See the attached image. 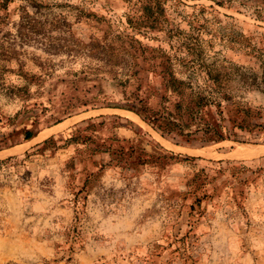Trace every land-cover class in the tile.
Listing matches in <instances>:
<instances>
[{
    "label": "rangeland",
    "instance_id": "obj_1",
    "mask_svg": "<svg viewBox=\"0 0 264 264\" xmlns=\"http://www.w3.org/2000/svg\"><path fill=\"white\" fill-rule=\"evenodd\" d=\"M163 7L153 28L138 0L0 10V264H264V14ZM166 70L227 97L208 110L229 139L161 136L128 109H172ZM237 106L263 128H233Z\"/></svg>",
    "mask_w": 264,
    "mask_h": 264
},
{
    "label": "trees",
    "instance_id": "obj_2",
    "mask_svg": "<svg viewBox=\"0 0 264 264\" xmlns=\"http://www.w3.org/2000/svg\"><path fill=\"white\" fill-rule=\"evenodd\" d=\"M7 1L8 0H0V10L6 7ZM211 1L219 6H227L228 8L251 9L258 17L264 14V0ZM138 2L144 14L143 16L146 18L148 27L153 28L158 26L160 23V16L164 11V0H138ZM2 18L4 17L0 16V19ZM166 62V69H169L170 63L168 62V58ZM163 74L166 86L177 96V100H174L172 109L151 110L143 104L142 99L129 104L128 109L134 111L144 122L150 124L161 136H168L173 139L178 138L186 143L194 141L220 142L229 139L230 136L233 135L221 122L225 118L223 116L219 119L214 118L209 114L208 110V107L213 103H215V106L221 108V99H227L226 96V98H218V96L212 94L213 92H211V94H205L201 89L194 90L188 83L176 77L171 70L169 72L166 70ZM206 77V80L216 88L218 93L219 87L223 84L218 74L206 72ZM226 107L227 106H224L223 109L220 110L221 115H223V110ZM204 109L207 110L208 113L204 111ZM204 112L208 115L205 116ZM236 114H238V117L229 116L227 118L233 128L247 131L263 128V124L253 120L254 117H259L261 115L259 110H252L251 107L242 108L237 106ZM33 136V133L27 130L24 134V140H29ZM170 155L174 156L172 152H170Z\"/></svg>",
    "mask_w": 264,
    "mask_h": 264
}]
</instances>
